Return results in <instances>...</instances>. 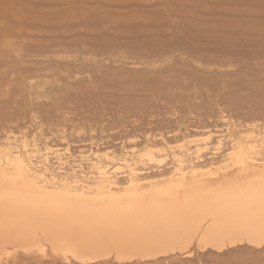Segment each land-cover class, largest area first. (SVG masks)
<instances>
[{"label": "rangeland", "instance_id": "374dc122", "mask_svg": "<svg viewBox=\"0 0 264 264\" xmlns=\"http://www.w3.org/2000/svg\"><path fill=\"white\" fill-rule=\"evenodd\" d=\"M23 1L22 4H27L25 6L36 5L40 8L53 7L58 2L60 6L67 2ZM73 1L71 2L76 4H86L88 1L85 6L94 9V14L85 17L80 23L82 25L78 24L74 31L89 30L91 38H94L97 31L94 39L102 42V48L93 52L77 47L78 51L74 48L77 54L71 49L61 52L63 57L59 56V52L57 58L54 55L57 53L49 49L46 51L47 55L44 53V57L31 61L22 46L15 50L9 44L8 36L1 39L0 61L4 54L7 58L5 57V66L0 67V72H3L0 77L4 76L0 81V106L4 110L0 112V140L4 136V130L10 128L6 130L10 137L19 128L14 137H11L12 141L16 138V142L19 137L23 140L26 138L24 144L28 142V146L25 144V148L33 150L30 152L31 160L37 162L45 159L46 165L52 166L47 167L50 169L46 173H64L73 168L78 175L90 177L105 171L106 175L114 176L120 183L125 182L129 175L138 174L144 177L143 179L141 176L143 182L140 180L144 190L150 189L152 185H147L150 176L164 172L167 177L172 171L179 170V174L175 171L177 175L173 180L175 183H172L175 196H184L186 199L192 197L191 200L194 198L193 200L204 202L216 200L220 196L238 201L243 198L247 203L243 207L249 205L248 211L245 208L248 216L250 213L255 214L256 209V212L260 211L259 214L264 216V207L259 205L258 208V204L251 206L254 200H264V167H260V161H264V143L253 147L251 151L252 140L264 142V0ZM29 2L33 5H28ZM17 3V0H1L0 4L3 6H0V10ZM102 10H106L104 14ZM5 18H0V23H4L1 21L3 19L9 22ZM62 22H43L37 29L58 32L70 23L65 20ZM17 55L22 57L23 62L20 58V62L15 60ZM13 86L20 90L16 92ZM36 96L41 97L37 99ZM34 99H37L36 102ZM50 113L53 115L50 116ZM1 115L8 116L4 118ZM78 117L79 121L76 119ZM9 119H13V123ZM9 131H12V135ZM21 139L16 143L18 146L23 143ZM153 142L155 144L151 150L149 146ZM156 142L163 143L164 149L161 150V145ZM54 149L57 152H52ZM97 154L100 155L102 167H89L95 162ZM177 158L183 161L184 167L181 170L175 168ZM207 163L210 167H201L202 169L185 167ZM59 173L58 176L62 177V173ZM213 230L211 232L215 234V229ZM239 245L223 247V254L214 247L209 248L207 244L204 247L206 250L193 248V253L189 252V256L187 255L189 258L184 255L188 251H182L183 254L176 256L184 261H179L176 257L177 260L173 259L175 261L170 263L264 264L262 247L258 249L250 245ZM230 249L233 250L232 253ZM205 251L206 254L203 253ZM232 257L237 261L240 259L236 262ZM228 260L230 261L227 262ZM167 263L169 262L166 261L165 264Z\"/></svg>", "mask_w": 264, "mask_h": 264}, {"label": "bare ground", "instance_id": "6f19581e", "mask_svg": "<svg viewBox=\"0 0 264 264\" xmlns=\"http://www.w3.org/2000/svg\"><path fill=\"white\" fill-rule=\"evenodd\" d=\"M17 1L18 3L16 5L8 7V8H3L5 10L0 14L1 19L6 17L5 19L8 18V21H9L7 22L6 20L5 22L4 19L1 20V21H4V23L3 24L0 23V40L8 36V41H9V44L12 46V48L14 47V49L16 50L18 47L22 46L24 50L27 51V55L30 58L29 60L35 61L37 60L38 57H42L44 53L45 55H47L48 53L46 54V51H48L49 49H50L49 51H51L52 49L54 53H57V54H54L56 55L55 58H57V55L59 52H60L59 54L60 56L61 52L70 51L71 49H73L74 51V48H77V47H81V48L83 47V49L85 48L91 51L93 50V52L95 50L100 51V49L102 48V45H103L101 44L102 42H100L98 39H94L96 37L97 31L96 33H94L95 31L93 32L95 34L94 38H91L89 36L91 35L88 32L89 30L88 31L82 30V32L74 31V29L78 26V24L82 23V20H84L85 17H88L90 15L92 16L94 14V9L87 8L85 6L88 3L87 0H86L87 1L86 4H76V3H72L74 2L73 0H70V2L69 0H65L67 2L64 5L61 4L60 6H58L60 3L58 2V5L56 6L53 5V7H49V8H40V7H37L36 5L30 4V2L28 3V5L30 4L33 6H25L27 4H22L24 3L23 0H17ZM65 1H63V3ZM11 4L9 3V5ZM1 5L2 4H0V6ZM3 9H1L0 11H2ZM105 11L102 10L103 14ZM111 17L113 16L111 15ZM129 17H131V15ZM63 20L70 21V23L69 24L67 23V27L61 31H58V32L54 30L53 31L51 30L42 31V30L37 29L40 23H43V22L50 23L52 21V22H60L61 24ZM130 20L131 19H129V21ZM23 25H27L26 26L27 28L21 27ZM111 28L112 27H110V29ZM101 30L103 29L101 28ZM113 34L111 35L113 36ZM100 35L102 34H99V36ZM122 35H119V36H122ZM73 51L72 53L76 52L75 54H77L78 48H77V51L76 50L74 52ZM83 52L81 51V53ZM72 56L71 58H73ZM77 56L78 55H76V57ZM1 57L3 59L1 58L2 61H0V67H4L5 66L4 61L6 60L5 59L6 56L4 54ZM19 58L23 62V59L20 55H17V58L15 60L20 62ZM59 58L61 59V57ZM91 61H92V58H91ZM1 73L3 74V72H0V75ZM26 76L28 77L29 75H26ZM3 77H0V81ZM13 79H16V78H13ZM15 81H17V79ZM21 83L22 82H20V84ZM13 87L15 88V86ZM14 88L12 92L14 91ZM15 90L17 92V90H20V89H18L17 87V89L15 88ZM33 93L36 94L35 91H33ZM36 97L37 99H39L38 97H41V96H36ZM16 98L18 97L16 96ZM7 99L9 100V98ZM56 101H58V99ZM37 104H38V101H37ZM68 104H70V101ZM47 108H48V105H47ZM69 108L67 110H69ZM35 109L36 108L34 107V110ZM71 109L72 108H70V110ZM3 111H4L3 106H0V112H3ZM54 111L56 112V110ZM52 115L50 113V116ZM73 115H75V113H73ZM1 116L4 117V115H1ZM10 116H11V113H10ZM63 116L65 115L63 114ZM63 116L62 118H65ZM31 117H33V114ZM34 117H35V114H34ZM47 118H49V116ZM79 118L80 117L76 119H78L79 121ZM31 119H32L31 121H34L33 118ZM5 127L7 128L6 125ZM19 127L21 128V126ZM9 129H6V130H9ZM13 129L12 131L15 130ZM3 130L4 128L2 129V131ZM6 130L3 131L4 136L3 138L1 136L2 139L0 140V146L2 145V148L0 149V264H60V263L62 264H165L166 261L170 263V261H172L173 259L175 260L179 259V261H184L180 256L177 257L176 255H181L184 253V251L187 250L188 252L185 253L184 255L189 256L188 253L189 252L193 253V248H195V250L197 248H200L202 251L205 249L204 247L207 244L208 246H210L209 248L212 249L214 247L218 251H222L223 247L226 248L230 246L229 248H231V246H235L237 244H240L239 246H249L250 245L251 247L252 246L257 247L258 249L262 247L261 249L263 250H261V252L264 251V216L263 215L261 216V214H259L260 212L259 210H258L259 212H256L257 209L254 211L255 214L250 215L251 214L250 213L248 216L246 212L248 211L249 205L245 207L247 209V211H245V208L243 206L244 204H247V203L245 202L246 200L242 198L243 195L242 197L241 196L239 197V198H242V201L244 200L243 202L240 201L241 199L239 198H238L239 199L238 201L237 199L234 200L232 198H230L231 199L230 200L227 197L220 198L221 196L219 197L220 199L217 198L218 200L216 199V200L211 201L210 199H207V200H210L208 202L196 201L197 199L193 200L194 198L191 200L192 197L190 199L188 198L186 199L184 196H181L182 198L180 197V195L175 196V189L172 183H175L173 180L176 179L175 178V176L177 175L176 172H178L179 170L176 171L174 169L175 168L180 169L181 167H184L182 163L183 161L179 160V158H177L178 160L176 161L177 162L176 166L175 168H173L174 171L172 172L170 171L171 173L169 174L167 173L168 174L167 177H165L166 174H163L164 172L157 174V175H152V176L149 175L150 176L149 183L146 181L148 184L146 182L144 184H147L148 186L149 184H152V185H150L151 187L150 189H147L148 190L147 191L143 189L144 186L143 187L141 186L143 184L142 180L144 179V177L141 175L143 177L142 179L141 176L138 174L129 175L125 182L120 183L119 181L115 179L114 176L106 175L105 171L99 173L98 176H90V177L88 175H87L88 177H82L81 174H80L81 176L78 175L73 170L72 167H71L72 169H70L69 171H67L66 169L65 171L67 172H64V173L63 172L59 173L58 171L60 175L62 173L63 175L62 177L58 176V173L56 171H50L46 173V171L50 169L47 167H52V166L46 165V163L44 162L45 159L39 160L37 162L36 161L34 162L31 160L30 152H32L33 150L31 151L30 148L27 147L29 150L28 151L25 148L26 145L28 146V142L27 144L25 143L26 145L24 144V142L27 141L26 138L25 140H23L21 139L22 137L18 138L17 137L18 135H17L16 136L18 138L17 141L15 142L16 138L14 140L15 143L12 141L11 137L12 136L14 137V134H16V132L19 131V128H18V131H16L13 135H12V131H9L10 135H12L10 137L7 136ZM61 137L63 138V136ZM23 138H24V135H23ZM19 139L23 140L22 141L23 143H21L20 141V143L22 144L21 146L20 145L18 146L16 144ZM185 140H186V136H185ZM52 142L53 141H51V144ZM248 143H251V142H248ZM261 143H264V142L263 141L260 142L259 140H256V139L252 140L251 151L254 149L253 147L258 146V145L260 146ZM45 144L46 142L44 143V147H45ZM47 144L49 145V143ZM154 144L155 142L151 144L152 146H149L151 147V150ZM157 144L161 145V148H162L161 150L164 149L165 145L163 143L162 144L157 143ZM241 145H242V142H241ZM196 148L197 147H195V149ZM52 152H57V149H54ZM238 154L240 155L241 153H238ZM94 161L95 162L90 164L89 167H102L100 165L101 163L100 155L97 154ZM260 162H261L260 167H264V161H260ZM185 167L195 170L194 168L196 167L197 168L200 167V169H202L201 167L203 168L210 167V165L209 163L204 164V165L203 164L202 165L201 164H197V165L190 164L189 167L188 166H185ZM140 180L142 182H140ZM229 196L233 198L235 197L232 195H229ZM215 198L216 196L214 197V199ZM258 200H254L252 203L253 205L251 206L253 207L255 204H258V206L261 205V207H264V203H263L264 200L262 199H258ZM252 207L251 209H255ZM258 208H260V206ZM150 227H152L153 229H149ZM213 229H215V234L211 232V230ZM199 250L197 251L199 252ZM228 250L229 249H227V251ZM232 252L233 250L231 251V253ZM203 253L206 254L207 252L205 251ZM208 253L210 252L208 251ZM228 255L226 256L227 258H228ZM229 256H232V255H229ZM233 257H232V260H235L236 258L233 259ZM255 259L253 258L254 261ZM192 260H194V257ZM229 261L230 260H228L227 262ZM235 261L238 262L237 260ZM250 263L252 264V262Z\"/></svg>", "mask_w": 264, "mask_h": 264}]
</instances>
